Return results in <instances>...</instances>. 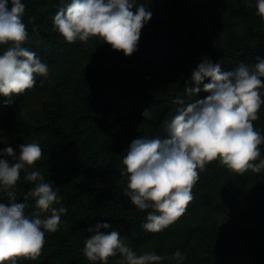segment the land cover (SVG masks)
<instances>
[{"label": "trees", "instance_id": "obj_1", "mask_svg": "<svg viewBox=\"0 0 264 264\" xmlns=\"http://www.w3.org/2000/svg\"><path fill=\"white\" fill-rule=\"evenodd\" d=\"M21 2L28 33L22 47L34 51L48 66V76L36 74V85L22 95L0 94V149L12 133L22 138L17 154L19 145L39 143L43 156L29 171H41L45 182L48 177L55 178L53 183L64 178V189L53 187L60 200L53 207H65L67 213L40 256L18 258L17 264H100L83 255L91 235L86 229L98 223L111 226L101 231H119L123 242L136 252L154 242L167 244L171 248L162 264H176L167 257L177 250L185 255L182 264H264V170L240 176L219 161L209 163L199 174L185 214L158 233L143 229L152 209L140 211L131 204L124 195L127 177L120 175L132 140L166 138V122L177 109L206 97L202 90L192 96L185 93L186 82L204 58L221 61L223 70L241 62L254 65L257 55L264 58V21L256 15V0H135L152 17L141 30L137 50L128 57L97 37L86 44L66 42L53 20L71 0ZM10 46L0 45V55ZM53 69L74 70L67 77L70 86L58 89L59 96L66 92L63 97L44 96ZM260 91L264 100V88ZM177 97L184 105L173 103ZM6 100L12 103L6 105ZM64 100H70V107L81 103L86 112H66ZM145 109L149 115L143 116ZM91 113L92 129L87 132L84 121ZM258 116L254 127L264 136V104ZM113 134L118 137L115 142ZM259 147L264 159V144ZM0 158L14 162L12 157ZM25 176L21 170L13 189L16 202L27 205L24 211L29 218L36 213L47 218L50 212L40 213L32 197L25 199L35 187ZM0 196L3 203L9 202L7 192L0 191ZM224 213L219 226L216 216ZM121 258L118 253L108 264H118Z\"/></svg>", "mask_w": 264, "mask_h": 264}, {"label": "clouds", "instance_id": "obj_2", "mask_svg": "<svg viewBox=\"0 0 264 264\" xmlns=\"http://www.w3.org/2000/svg\"><path fill=\"white\" fill-rule=\"evenodd\" d=\"M255 7L256 15L264 21V0H256ZM24 13L21 0H0V45H11L0 55V94L5 97L33 88L36 74L48 76V66L34 51L22 47L28 35ZM151 17L152 12L143 4L136 6L135 0H71L66 9L55 14L53 24L68 43L79 40L86 44L97 37L128 57L137 50L141 30ZM262 77L264 58L259 55L254 65L241 62L231 70H223L221 61L213 63L204 58L186 82L185 93L192 96L202 90L206 97L177 109L166 122V138L140 136L131 141L120 175L127 177L124 195L131 204L140 211L152 209L142 226L145 231L161 232L185 214L194 199L192 189L199 174L209 163L219 161L240 176L249 170H264L259 147L264 136L253 123L264 104ZM4 103L10 105L12 101ZM173 103L184 105V100L177 97ZM142 115H149L148 109ZM0 156L14 161L0 158V191L7 192L9 201L0 203V264H17L18 258L36 260L45 244V232L58 230L67 209L53 207L60 202L53 184L45 182L41 171H29L43 156L39 143L19 145L18 154L6 146L0 149ZM21 170L35 185L25 199L32 197L40 213L50 212L47 218H39V213L29 218L24 211L27 205L16 202L13 189ZM110 228L108 223H98L86 229L91 233L83 248L88 261L108 264V259L118 253L122 257L118 264H162L166 259L154 252L138 255L123 242L119 231H101ZM167 259L182 264L185 255L177 250Z\"/></svg>", "mask_w": 264, "mask_h": 264}, {"label": "rangeland", "instance_id": "obj_3", "mask_svg": "<svg viewBox=\"0 0 264 264\" xmlns=\"http://www.w3.org/2000/svg\"><path fill=\"white\" fill-rule=\"evenodd\" d=\"M72 71H74V70L72 69L70 71L69 70L63 71L60 69H53L52 74H50V76L47 79L46 84L44 85V88H43L44 96L45 97H52V96L63 97L66 94V92H64L63 94H61V96H59L58 89L61 86H65V87L70 86L71 81H70V79H67V77L68 78L70 77L69 74H71ZM36 101H38V102H36L35 108L38 109L40 107V98H38V100H36ZM70 103H71L70 100L69 101H67V100L63 101V104L66 108L65 109L66 112H69L70 109L73 110L74 113H76L75 115H80L81 109L86 112L85 107L81 103L80 104H78V103L74 104L71 107H70ZM32 111H38V110L32 109ZM92 116H93V113L89 114V118L87 119V121L86 122L84 121L85 131H87V132L92 129V124H93V122L91 120ZM21 139L22 138L20 137L19 134L12 133L9 136L5 137L3 144L5 145V147L11 146V147H13L14 150H16L17 145ZM112 139L114 140V142L117 141L118 140L117 135L113 134ZM54 179L55 178H53V177H48L46 179V182H51L53 184V187L57 190H61V189L65 188L64 178H57L53 183L52 181ZM1 198L2 197L0 196V203H3ZM225 214L226 213H224L220 216H216L217 217L216 222L219 224V226L223 225V217L225 216ZM175 225H176V223L173 225V229L175 228ZM52 240H53L52 233L45 232V243H49ZM170 248L171 247H168V245L164 244L162 241H158V242H154V243H151V244L145 246L144 248L139 250V252H137V254L139 255V254H143L145 252H154L157 255L165 256L168 249H170Z\"/></svg>", "mask_w": 264, "mask_h": 264}]
</instances>
